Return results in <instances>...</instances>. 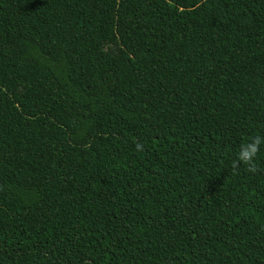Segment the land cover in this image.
<instances>
[{
  "label": "trees",
  "instance_id": "trees-1",
  "mask_svg": "<svg viewBox=\"0 0 264 264\" xmlns=\"http://www.w3.org/2000/svg\"><path fill=\"white\" fill-rule=\"evenodd\" d=\"M256 136L264 0H0V264H264Z\"/></svg>",
  "mask_w": 264,
  "mask_h": 264
},
{
  "label": "clouds",
  "instance_id": "clouds-1",
  "mask_svg": "<svg viewBox=\"0 0 264 264\" xmlns=\"http://www.w3.org/2000/svg\"><path fill=\"white\" fill-rule=\"evenodd\" d=\"M261 144H264V137L256 136L254 137L250 143H245L241 146V150L237 154L235 163H243L247 166V170L249 172L255 173L257 171V167L255 164V158L257 153L260 150ZM141 145H137L139 149Z\"/></svg>",
  "mask_w": 264,
  "mask_h": 264
}]
</instances>
